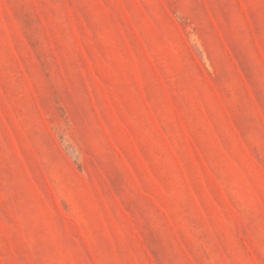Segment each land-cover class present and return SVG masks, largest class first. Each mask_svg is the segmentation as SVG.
I'll return each mask as SVG.
<instances>
[{
  "label": "rangeland",
  "instance_id": "rangeland-1",
  "mask_svg": "<svg viewBox=\"0 0 264 264\" xmlns=\"http://www.w3.org/2000/svg\"><path fill=\"white\" fill-rule=\"evenodd\" d=\"M0 264H264V0H0Z\"/></svg>",
  "mask_w": 264,
  "mask_h": 264
}]
</instances>
